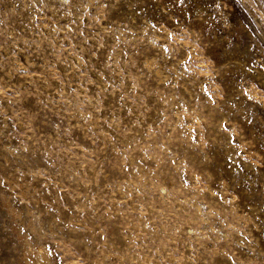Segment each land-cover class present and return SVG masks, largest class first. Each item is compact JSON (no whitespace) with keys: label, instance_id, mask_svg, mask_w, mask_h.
<instances>
[{"label":"rangeland","instance_id":"1","mask_svg":"<svg viewBox=\"0 0 264 264\" xmlns=\"http://www.w3.org/2000/svg\"><path fill=\"white\" fill-rule=\"evenodd\" d=\"M0 264H264V0H0Z\"/></svg>","mask_w":264,"mask_h":264}]
</instances>
